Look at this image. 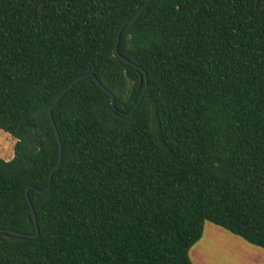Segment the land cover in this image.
Returning a JSON list of instances; mask_svg holds the SVG:
<instances>
[{"label":"trees","instance_id":"1","mask_svg":"<svg viewBox=\"0 0 264 264\" xmlns=\"http://www.w3.org/2000/svg\"><path fill=\"white\" fill-rule=\"evenodd\" d=\"M146 2L0 0V264H194L207 223L264 251V0H151L147 79L115 51Z\"/></svg>","mask_w":264,"mask_h":264},{"label":"crops","instance_id":"2","mask_svg":"<svg viewBox=\"0 0 264 264\" xmlns=\"http://www.w3.org/2000/svg\"><path fill=\"white\" fill-rule=\"evenodd\" d=\"M0 135L2 136L3 134L0 133ZM11 144L15 146L16 140L14 139ZM4 146L5 145H2V147ZM0 158L6 161H10L14 158V152L10 154L6 152L4 148H0ZM206 231L207 230L205 229L203 238L190 251L191 260L193 253L196 259H198V261L196 260V262L192 260L194 264H264L263 250L252 247L250 245L248 246L247 244L242 243V241L241 243L234 242V239H230L234 237L225 235L223 231H220L219 228H212L209 233H206ZM219 234L223 237H227L229 241H224L221 237L218 236ZM208 236L209 238L207 239ZM217 249L226 251L225 258H228L229 260L221 262L216 261L217 254L219 253L220 257H223L221 253H224ZM231 254L241 255L244 260L239 259L236 262L235 260H232Z\"/></svg>","mask_w":264,"mask_h":264},{"label":"water","instance_id":"3","mask_svg":"<svg viewBox=\"0 0 264 264\" xmlns=\"http://www.w3.org/2000/svg\"><path fill=\"white\" fill-rule=\"evenodd\" d=\"M151 0H147L145 6L134 16L132 17L130 20H127L126 22L123 23V25L121 26L118 34H117V45H116V54L121 57L127 64L129 65H133V66H136L138 67L141 71L144 72L145 74V77L147 79V73L144 71V69L140 66H137L135 65L132 61H130L128 58L124 57V56H121L120 53H119V50H118V47H119V43H120V40H121V34L124 30V28L126 27L127 24L131 23V22H134L136 21L137 19H139V17L142 15V13L144 12V10L146 9L147 5L150 3ZM93 76V79L94 81L106 92L110 95L111 97V104L113 106L114 109H116V105H115V96L113 95V93H111V91H109L106 87H104L100 81L97 79L96 76L92 75ZM85 76H81L77 79H75V81H73L69 87L63 91V93H61V95L56 99V101L54 102V104L52 105V107L49 109V116H50V121H51V124L54 126V129H55V134H56V138L58 140L59 143H61V139H60V135H59V131L56 127V124H55V121H54V118H53V108L59 103V101L61 100V98L70 90L72 89L79 81H81L82 79H84ZM144 83V80L141 79L140 81V86H142ZM147 83L143 89V92L141 94V97L139 99V102L137 103V105L134 107V109L132 110L131 114L134 113V111L138 108V106L141 104L142 100H143V97L145 96L146 94V91H147ZM118 115L121 116L122 113L118 112ZM61 163V159H60V162L58 163V165H56V167L53 169L51 175H50V183H49V186L46 188V189H43V190H39V189H36V193H37V196L39 195H43L45 194L46 192H48L51 188V181H52V176H53V173L58 169L59 165ZM28 202L31 206V211H32V219L34 220V222L36 223V226H37V232L35 234H22V233H19L17 231H14V230H4L5 232H7L9 235H8V238L12 241H17V240H23L25 238H35V237H38L39 234H40V229H39V226H38V223H37V215L35 213V209L33 207V204H32V201L30 200L29 196H28Z\"/></svg>","mask_w":264,"mask_h":264},{"label":"rangeland","instance_id":"4","mask_svg":"<svg viewBox=\"0 0 264 264\" xmlns=\"http://www.w3.org/2000/svg\"><path fill=\"white\" fill-rule=\"evenodd\" d=\"M0 133H2L3 135L1 136L0 135V148H4V150L6 151V152H8V153H13L14 152V147L15 146H13L12 144H11V142L14 140V138H12L11 137V135H9V134H7L6 132H4V131H2V130H0ZM2 145H5L4 147H2ZM1 157H3V156H1ZM212 228H214V229H216V228H219L220 229V231H223V233L225 234V235H227V236H230V237H234V238H230V239H234V242H237V243H241V241H242V243H245V244H247L244 240H242L241 238H239V237H236V236H234V235H232L230 232H228V231H226V230H224V229H222V228H220V227H218V226H215L214 224H212V223H207L206 225H205V229L207 230L206 231V233L208 232H210L211 231V229ZM224 231H226V232H224ZM224 235V236H225ZM219 237H221L224 241H229V239L227 238V237H223L222 235H218ZM209 238V236L207 237V239ZM244 244V245H245ZM248 246H249V244H247ZM251 246V245H250ZM217 247H219V246H217ZM253 247V246H252ZM217 250H219V249H217ZM194 251H196V250H194ZM219 251H221V250H219ZM221 252H224V253H221L222 255H223V257H220V255H219V253L217 254V258H216V261H219V262H221V261H228L229 259L228 258H225V252L226 251H221ZM231 257H232V260H235L236 262L239 260V259H243L242 258V256L241 255H236V254H231ZM215 259V258H214ZM192 260L194 261V262H196V260L198 261V259H196V257H195V255H194V253H193V256H192ZM244 260V259H243ZM231 263H233V262H231Z\"/></svg>","mask_w":264,"mask_h":264}]
</instances>
